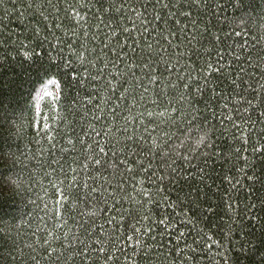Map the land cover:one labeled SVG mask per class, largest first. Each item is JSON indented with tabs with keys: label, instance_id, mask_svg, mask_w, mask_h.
Segmentation results:
<instances>
[{
	"label": "trees",
	"instance_id": "trees-1",
	"mask_svg": "<svg viewBox=\"0 0 264 264\" xmlns=\"http://www.w3.org/2000/svg\"><path fill=\"white\" fill-rule=\"evenodd\" d=\"M0 264H264V0H0Z\"/></svg>",
	"mask_w": 264,
	"mask_h": 264
},
{
	"label": "clouds",
	"instance_id": "clouds-1",
	"mask_svg": "<svg viewBox=\"0 0 264 264\" xmlns=\"http://www.w3.org/2000/svg\"><path fill=\"white\" fill-rule=\"evenodd\" d=\"M206 140V137H202L200 141L197 142L196 146L202 145V143Z\"/></svg>",
	"mask_w": 264,
	"mask_h": 264
}]
</instances>
